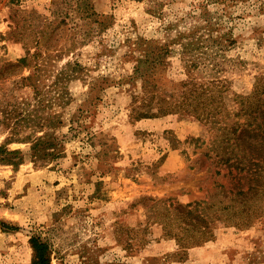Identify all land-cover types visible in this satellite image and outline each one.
Segmentation results:
<instances>
[{
    "label": "rangeland",
    "instance_id": "1",
    "mask_svg": "<svg viewBox=\"0 0 264 264\" xmlns=\"http://www.w3.org/2000/svg\"><path fill=\"white\" fill-rule=\"evenodd\" d=\"M203 13L236 42L189 68ZM257 87L264 0H0V147L24 152L0 162V264H33L34 237L51 264H264V196L228 219L243 202L220 162L264 124L244 109ZM45 137L58 159L31 156Z\"/></svg>",
    "mask_w": 264,
    "mask_h": 264
},
{
    "label": "trees",
    "instance_id": "2",
    "mask_svg": "<svg viewBox=\"0 0 264 264\" xmlns=\"http://www.w3.org/2000/svg\"><path fill=\"white\" fill-rule=\"evenodd\" d=\"M250 1L212 0L214 4L224 6V8L246 4ZM200 16L199 21L201 20V25L192 27L188 40L183 45L184 55H191L190 57L193 59L190 60L189 68L196 67L198 63L204 61H211L218 57V55L222 56L236 42L233 39L232 29L225 26L223 28V15L217 18V21H214L209 14L203 13ZM215 50H219L221 54L219 52H216V54L213 53ZM195 53H199L197 60L193 58L196 57L194 56ZM147 55V59L139 61V65L135 70V74L144 80L152 76V70L157 67V62L150 60V55ZM24 61H21V63ZM261 90L257 87L251 98L260 97L264 93ZM259 101L258 106H255L253 102L251 103L249 101L250 103L245 104L244 108L245 111L247 110V113L252 116L254 115L257 123H259L258 119H262L264 116V98L259 99ZM141 118H147V114L142 115ZM232 133L235 137L234 145H231V149L223 148V154H225L220 162L229 170V174L235 180L238 191L235 193V196L237 198L240 197L243 203L242 208L238 212L228 214L227 216L228 219H253L254 216L258 215V210H252V207H255L253 203L248 204L249 196H252V199L253 197L261 198L260 196H264V124L261 123L260 125L259 123L257 126H237ZM57 147L58 145L53 142V139L45 137L35 140L29 151L31 152V156L37 160H56L59 158ZM23 154L24 152L22 151H10L7 145H3L0 147V162L6 165L19 166L24 160ZM229 154L230 156L226 157ZM234 172L236 173L235 175H233ZM242 181L248 184V190L246 192L243 190L244 185L241 184ZM30 245L34 253L33 264H51L50 249L46 242L39 237H34L30 240Z\"/></svg>",
    "mask_w": 264,
    "mask_h": 264
}]
</instances>
